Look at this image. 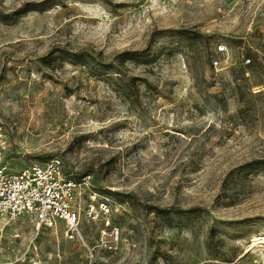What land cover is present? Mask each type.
Segmentation results:
<instances>
[{
	"label": "rangeland",
	"instance_id": "rangeland-1",
	"mask_svg": "<svg viewBox=\"0 0 264 264\" xmlns=\"http://www.w3.org/2000/svg\"><path fill=\"white\" fill-rule=\"evenodd\" d=\"M0 128L110 210L0 222V264L264 259V0H0Z\"/></svg>",
	"mask_w": 264,
	"mask_h": 264
},
{
	"label": "built area",
	"instance_id": "built-area-1",
	"mask_svg": "<svg viewBox=\"0 0 264 264\" xmlns=\"http://www.w3.org/2000/svg\"><path fill=\"white\" fill-rule=\"evenodd\" d=\"M224 50L218 46L216 52ZM211 63L216 67L219 62ZM8 147L0 128V222L33 216L37 229H56L62 224L69 240L78 235L82 218L108 225L110 210L106 203L96 200L95 191H90V201L84 206L79 203L82 190L89 185L88 178L75 181L56 158L13 170L5 161ZM255 264H264V259Z\"/></svg>",
	"mask_w": 264,
	"mask_h": 264
},
{
	"label": "bare ground",
	"instance_id": "bare-ground-1",
	"mask_svg": "<svg viewBox=\"0 0 264 264\" xmlns=\"http://www.w3.org/2000/svg\"><path fill=\"white\" fill-rule=\"evenodd\" d=\"M253 242H254L253 244H254V246H255V248H256V249L254 248V250H255V251H258V250L260 249V246L257 245L258 240H257L256 238H254V239H253ZM260 242H261V241H260ZM261 245H264V244H261ZM262 248H264V247H262ZM253 252H254V251H253Z\"/></svg>",
	"mask_w": 264,
	"mask_h": 264
},
{
	"label": "trees",
	"instance_id": "trees-1",
	"mask_svg": "<svg viewBox=\"0 0 264 264\" xmlns=\"http://www.w3.org/2000/svg\"><path fill=\"white\" fill-rule=\"evenodd\" d=\"M211 63V62H210Z\"/></svg>",
	"mask_w": 264,
	"mask_h": 264
}]
</instances>
